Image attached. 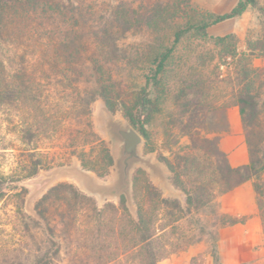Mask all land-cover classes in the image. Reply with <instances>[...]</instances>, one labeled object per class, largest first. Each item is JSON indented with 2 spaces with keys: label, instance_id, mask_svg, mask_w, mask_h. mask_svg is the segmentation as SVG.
Returning a JSON list of instances; mask_svg holds the SVG:
<instances>
[{
  "label": "trees",
  "instance_id": "16d2710c",
  "mask_svg": "<svg viewBox=\"0 0 264 264\" xmlns=\"http://www.w3.org/2000/svg\"><path fill=\"white\" fill-rule=\"evenodd\" d=\"M255 4L256 0H238L225 14H208V22L189 23L177 30L170 47L148 51L144 85L131 105L122 106L127 122L147 144L148 127L165 113L168 96L175 93L177 101L194 97L193 102L180 105V116H186L187 122L169 117L162 129L170 139L171 128L177 125L189 140L183 152L173 154L172 159L161 158L173 184L186 197L185 207L162 197L148 181L139 187L135 183L133 192L140 196L133 218L124 196L119 197L118 206L97 208L93 199L73 185L60 183L36 203V217L31 218L22 209L25 192H3L6 180L0 175V202L12 207L8 217L15 242L0 243V264H158L204 237L211 240L212 263L221 264L213 231L243 219L220 213L216 195L247 181L252 183L264 234V151L258 149L255 133L264 107L259 100L264 78L258 80L261 76L249 62L240 67L227 84L221 127L206 130L197 115L217 110L213 94L199 71H184L173 60L180 43L190 35L226 45L229 37L211 38L208 28L241 16ZM68 12L63 0H0V110L16 119L23 161L18 178L32 177L48 166L47 153L39 146L56 133L64 136V146L81 167L98 178L106 177L114 166L109 148L93 132L89 117L97 97L110 113L114 111L110 99L115 85L107 66L118 57V42L127 31L125 19L116 17L92 28ZM79 65L85 70L77 69ZM230 107L239 110L249 153V163L237 168L230 167L218 147L220 134L228 130ZM72 123L76 128L70 130L67 125ZM201 130L207 136H199ZM216 157L222 159L221 167ZM192 215L199 218L187 220V228L179 226Z\"/></svg>",
  "mask_w": 264,
  "mask_h": 264
},
{
  "label": "rangeland",
  "instance_id": "374dc122",
  "mask_svg": "<svg viewBox=\"0 0 264 264\" xmlns=\"http://www.w3.org/2000/svg\"><path fill=\"white\" fill-rule=\"evenodd\" d=\"M237 1L63 0L68 6L69 15L75 16L82 24L87 22L92 28L106 20L112 21L116 17L125 19L127 31L121 34L122 37L118 42L119 50L115 53L118 57L107 66L115 85L110 99L114 111L110 113L103 101L97 97L90 105L89 117L93 132L109 148L114 159V166L106 177L98 178L94 173L81 167L78 159L70 155L64 146V136L56 133L51 140H43L39 146L41 152L47 153L48 166L40 169L32 177L18 178L23 161L22 145L16 132V119L0 110V175L6 180L1 190L8 195L24 191L22 209L24 214L31 218L36 217V203L52 187L60 183L73 185L93 199L97 208L107 204L118 206L119 197L124 196L127 212L133 218L137 210L136 199L140 196L139 193L136 195L133 192V184L136 183L139 187L145 181L153 185L162 197L175 200L184 208L186 197L173 184L172 175L161 158L172 159L173 154L183 152L189 140L183 136L182 128L177 125L171 128L170 139L164 136L162 129L169 117L187 122L186 116H180V105L183 102H193L194 97L189 96L177 101L175 93L168 96L165 113L157 117L148 127L150 141L145 144L143 140L138 148L140 160L130 165L127 186L123 184L120 174L122 141L112 128L114 125L123 128L130 126L122 106L123 104L131 105L135 94L144 85L148 67L144 57L147 52L156 47H170L177 30L189 23L208 22V14H225L236 5ZM207 33L211 38H229L226 45L219 46L190 35L180 43L173 59L174 63L182 67L184 71L191 68L195 70V73L199 71V78L202 77L205 80L206 88L213 94L211 100L218 106L217 110L204 111L197 115V121L199 124L203 123V128L206 130L221 127L220 108L228 102L225 96L229 91L227 84L234 80L235 73L240 67L249 62L261 76L258 80L262 82L264 78V51H262L264 50V0H256V4L248 7L239 17L210 26ZM76 68L85 70L84 66L80 65ZM259 100L264 102V86L259 89ZM261 108L260 126L255 133L258 141H261H256L258 149L264 151V107ZM67 126L70 130L76 128L73 123ZM244 131L243 129L245 140ZM198 133L199 136H207L204 130ZM215 160L221 167L222 159L216 157ZM262 179L264 180V174ZM220 195L222 194L216 195L215 206L220 213H223L218 202ZM11 209L10 204L3 205V202H0V243L15 245V242L11 240L12 230L8 217ZM197 217L196 215L186 217L178 224L180 227H186L187 220L193 222ZM240 218L243 221L238 224H245L247 218ZM235 225L218 227L213 231L221 264H264L263 231L258 234L247 233L243 228L235 227ZM210 252L211 240L204 237L199 243L187 246L158 264H213Z\"/></svg>",
  "mask_w": 264,
  "mask_h": 264
},
{
  "label": "crops",
  "instance_id": "0c3cea01",
  "mask_svg": "<svg viewBox=\"0 0 264 264\" xmlns=\"http://www.w3.org/2000/svg\"><path fill=\"white\" fill-rule=\"evenodd\" d=\"M228 130L220 134L218 147L225 154L227 162L232 168L247 165L249 153L243 136V129L239 110L230 107L226 111ZM221 211L236 218L245 217V224H236L235 227L243 228L244 232L261 233V224L255 203V194L252 183L247 181L233 190L219 196ZM252 228V229H251Z\"/></svg>",
  "mask_w": 264,
  "mask_h": 264
},
{
  "label": "water",
  "instance_id": "95a60500",
  "mask_svg": "<svg viewBox=\"0 0 264 264\" xmlns=\"http://www.w3.org/2000/svg\"><path fill=\"white\" fill-rule=\"evenodd\" d=\"M112 130L122 141L119 165L122 182L127 186L130 165L140 160L138 148L142 144L143 138L132 126L123 128L114 125Z\"/></svg>",
  "mask_w": 264,
  "mask_h": 264
}]
</instances>
